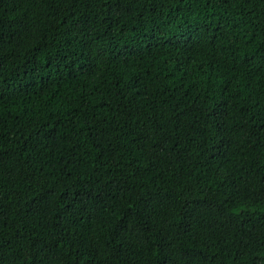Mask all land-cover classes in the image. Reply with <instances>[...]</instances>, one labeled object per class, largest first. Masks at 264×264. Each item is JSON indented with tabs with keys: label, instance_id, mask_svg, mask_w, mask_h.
Segmentation results:
<instances>
[{
	"label": "trees",
	"instance_id": "16d2710c",
	"mask_svg": "<svg viewBox=\"0 0 264 264\" xmlns=\"http://www.w3.org/2000/svg\"><path fill=\"white\" fill-rule=\"evenodd\" d=\"M0 264H264V0H0Z\"/></svg>",
	"mask_w": 264,
	"mask_h": 264
}]
</instances>
